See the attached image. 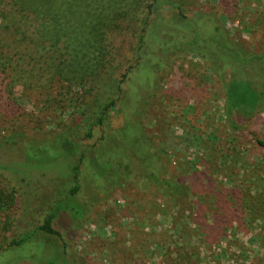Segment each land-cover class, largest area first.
Returning <instances> with one entry per match:
<instances>
[{"label":"rangeland","instance_id":"1","mask_svg":"<svg viewBox=\"0 0 264 264\" xmlns=\"http://www.w3.org/2000/svg\"><path fill=\"white\" fill-rule=\"evenodd\" d=\"M12 4L0 0V31L9 28L10 39H17L12 68L0 70V135H23L30 154L23 158L22 141L0 150V163L11 160L9 166L34 175L24 185L18 181L21 174L3 170L0 175V264H264V145L258 143H264V99L249 119H230L219 75L204 56L180 42L163 52L158 48L162 64L132 73L123 83L126 89L130 83L139 86L140 114L129 109L125 114L117 105L106 124L92 128L91 137L79 133V143L95 151L80 163L79 189L71 204L76 216L67 206L53 220L59 235L36 229L51 205L68 197L70 162L76 158H54V135L70 128L88 93L87 85L68 88L47 70V57L34 45L28 20ZM176 4L188 19L198 13L218 15L238 48L264 51V0ZM170 11L164 7L162 18L172 19ZM178 35L173 39L178 41ZM6 36L1 33L0 39ZM124 37L116 44L130 57L133 38ZM131 119L140 128L129 126ZM120 129L128 131L118 142L109 138L108 149L117 152L120 144L140 149L144 140L152 153L162 148L159 175L180 178L183 195L161 198L153 187L141 189L126 177V165L116 178L109 170L101 172L103 156L96 148ZM228 151L231 155L225 156ZM33 163L41 172L30 168ZM244 198L252 207L243 218ZM34 228L22 245L7 246L12 237Z\"/></svg>","mask_w":264,"mask_h":264},{"label":"trees","instance_id":"2","mask_svg":"<svg viewBox=\"0 0 264 264\" xmlns=\"http://www.w3.org/2000/svg\"><path fill=\"white\" fill-rule=\"evenodd\" d=\"M11 1L20 15L28 20L34 34V45L47 57V70L57 79L66 82L68 88L87 85L88 99L77 105L72 125L54 135V158L61 155L75 156L76 161L70 162L71 187L68 197L54 202L42 222L36 226V229L46 233L60 234L52 223L67 206L71 214L76 216V210L71 208V204L72 195L79 189L80 163L84 161L88 151H95L79 143V133L84 130L85 137H91L92 128L106 124L110 109L117 105L125 114L128 109L130 113L135 110L136 114H140L142 99L139 97L141 94L138 95L139 86L130 83V88L126 89L123 83L128 81L132 73L144 70L151 72L158 66L157 63L162 64L159 59L162 55L156 51L158 48L163 52V49H170L172 45H181L182 48L204 56L220 77L227 116L230 119L234 118L237 122L249 119L258 112L264 99V51L247 53L241 50L240 46L238 48L229 39L226 27L216 14L198 13L188 19L180 5L176 4L177 0H148L142 5H138L139 0ZM164 7L173 10L170 11L172 19L168 21L161 16L160 11ZM172 27L177 28V31H172ZM5 29L0 31V34H8L5 40L0 39L1 72L12 68L10 53L17 42V39H10L13 31ZM175 33L179 34L181 40L173 39ZM126 36L133 38L130 57L120 53L116 44L118 39ZM177 42L180 44L177 45ZM153 59L159 60L155 62ZM237 112L241 117L236 118V115H233ZM131 122L132 125L129 126L136 125L134 128H140L139 123L133 120ZM233 128H238L237 124H234ZM125 131L128 130L115 131L97 146V151L103 156L99 161L101 172L109 170L108 175L116 178L122 173V166L126 165V177L131 178L130 180L141 189L145 185L153 187L161 198L183 195L185 185L180 178L159 175L163 168L162 148L152 153L145 140H137L141 145L140 149H129L122 144L116 147L117 152L108 149L109 138L118 142ZM26 139L18 133L1 134L0 150L16 146L23 141L21 151L24 158L30 154L26 151L29 144ZM258 143L264 145L262 141ZM30 151L31 149L28 152ZM229 155L231 153L226 152L225 156ZM94 156V160L98 158L96 153ZM9 162L0 163V175L3 170H9L15 176L21 174L18 179L21 185L29 184L28 177L34 174L26 176L19 169L9 166ZM30 168L40 172L42 170L34 163ZM250 206L252 207L249 200L242 199L240 210L243 218L247 216ZM34 230L35 228L21 236L15 235L8 241L7 246L22 245L28 234Z\"/></svg>","mask_w":264,"mask_h":264}]
</instances>
